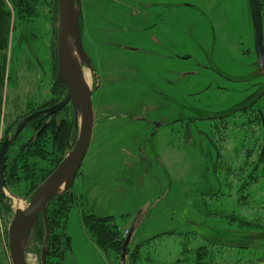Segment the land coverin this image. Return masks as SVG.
I'll use <instances>...</instances> for the list:
<instances>
[{
  "label": "rangeland",
  "instance_id": "rangeland-1",
  "mask_svg": "<svg viewBox=\"0 0 264 264\" xmlns=\"http://www.w3.org/2000/svg\"><path fill=\"white\" fill-rule=\"evenodd\" d=\"M50 2L39 1L37 14L22 19L6 0L12 25L2 51L7 75L0 142L18 117L15 129L57 95L58 20L54 22ZM81 2L82 39L94 72L86 64L82 68L95 88V121L81 173L71 188L77 197L60 264H132L130 254L122 260L121 254L106 253L91 241L82 221L89 206L113 215L119 228L127 221L123 239L141 224L147 236L143 241H149L141 246L137 264H195L193 248L209 240L217 250L212 264L258 262L264 256V166H259L260 180L249 188L248 210L238 205L242 192L236 188L232 196L222 195L227 186L215 170L218 158L211 138L223 144L228 156L232 147L241 146L242 133L248 138L250 133L230 124L226 141H219L222 120L210 118L254 98L264 85L251 0ZM154 21L160 22L157 28L142 29ZM32 108L37 109L28 113ZM14 131L7 137L13 138ZM261 143L257 141L252 160L258 158ZM6 191L10 211L0 207V264H13L9 227L16 209L26 207L30 198ZM224 210L244 215L250 224H228L217 213ZM182 241L188 248L184 257ZM131 243L129 252L136 247ZM26 256L30 264H42L36 253ZM186 257L187 262L177 261Z\"/></svg>",
  "mask_w": 264,
  "mask_h": 264
},
{
  "label": "trees",
  "instance_id": "trees-1",
  "mask_svg": "<svg viewBox=\"0 0 264 264\" xmlns=\"http://www.w3.org/2000/svg\"><path fill=\"white\" fill-rule=\"evenodd\" d=\"M9 1H11L16 8L18 16L24 19L28 14L31 16L37 14L38 2L42 0ZM58 1L59 0H51L50 2L53 4V19L55 23L58 20ZM256 2L262 13L264 28V0H256ZM11 17L12 13L6 4V0H0V117L3 104V90L7 75V59L6 55L4 53L2 54V51L7 46L11 31ZM80 27L83 36L82 18L80 19ZM54 59L55 65H57L56 53L54 54ZM55 89L57 95L52 97V99L45 100L37 107L38 109L60 100V96L62 97L61 94H64L65 90L57 81L55 82ZM263 98L264 85H262L259 94L254 98H248L242 105L234 108L231 112L210 116V118L222 120L220 122L222 127L219 129V141H226V138L229 136L228 127L230 124L235 127H241V130H248L250 133L249 138L246 137V133H242L241 146L232 147V149L229 150L228 156H224L221 150L223 144L219 145L215 143L216 141L210 137L212 146L216 150V159L218 158L215 161V170L218 175L220 173L221 178H223V184L227 186L224 188V191L228 192L224 193L223 191L222 195L232 196L235 188L241 191L242 194L238 197L237 202L241 208H245L246 210H248V206L246 205L250 203V198L252 197L249 188L254 183H257L263 175L261 168H259L260 164L264 166ZM35 109L32 108L28 113L34 112ZM20 117L7 127L5 137L0 142V149L4 139L11 131L16 130L15 128ZM47 118L46 115H42L31 120L18 136L12 140L6 153V187L28 200L39 185L52 173L66 154L74 147L77 140L78 129L74 123V114L71 105H67L62 111L53 114L51 122L46 127H43V123H45ZM229 118L235 121L230 123ZM14 133L12 135H14ZM261 136H263L262 139H260ZM260 140L262 143L259 145L258 158L252 160L251 158L254 157V150H256V143ZM219 168H222L223 172H221ZM80 170L78 174L81 173ZM212 195L213 194H210V196ZM7 200L8 199L3 198L0 194L1 209L9 212L10 207ZM75 200L76 196L74 195L73 189H69L59 197L54 196L47 206L46 217L50 229L47 264H60L63 260V246L67 244L66 239L68 237L66 232L68 217ZM217 213H220L227 219L228 224H234V222H237L238 225L250 224V222L245 219L244 215H240L234 211L224 210L218 211ZM82 221L89 235L104 252L112 253L116 257L120 256L125 239L122 238L121 230L114 222L113 216L99 215L95 212L84 210L82 211ZM45 234L46 225L43 215L40 214L31 229L26 254L34 252L41 256ZM148 241L149 240L142 241L137 244L131 252L128 250L127 254L131 255L132 264H137V260L141 254L139 253L141 246ZM214 243L215 241L209 240L208 244H201L197 248H193L197 255V258L194 257L193 259L196 262L195 264H212V256L217 252L216 249L212 248ZM183 244L185 246L184 257L186 256L188 248L184 242ZM177 261L187 262L188 258H178ZM248 264H264V256L261 257L258 262Z\"/></svg>",
  "mask_w": 264,
  "mask_h": 264
},
{
  "label": "water",
  "instance_id": "water-1",
  "mask_svg": "<svg viewBox=\"0 0 264 264\" xmlns=\"http://www.w3.org/2000/svg\"><path fill=\"white\" fill-rule=\"evenodd\" d=\"M254 25L256 26V53L257 63L264 70V28L261 10L256 0H251ZM82 14L81 0H59V23L57 34L58 70L57 81L67 87L65 97L54 105L36 111L27 116L17 127L13 138L25 128L33 119L42 115L50 116L59 112L68 103H71L74 120L78 128L77 140L74 147L66 154L52 173L39 185L31 196L26 207L16 209L9 227V252L13 264H30L26 256L27 243L30 232L40 214L43 215L46 234L41 252L42 264H47V247L50 238V229L47 222V206L54 196H61L74 186L77 174L89 150L95 121L93 93L83 71L86 64L91 71V58L85 51L80 27ZM72 47H75L81 62L72 57ZM13 138H5L0 149V194L3 198L9 194L6 191V153ZM133 228L126 237L122 251V260L126 259L128 246L131 241Z\"/></svg>",
  "mask_w": 264,
  "mask_h": 264
},
{
  "label": "crops",
  "instance_id": "crops-1",
  "mask_svg": "<svg viewBox=\"0 0 264 264\" xmlns=\"http://www.w3.org/2000/svg\"><path fill=\"white\" fill-rule=\"evenodd\" d=\"M163 5H165V4H161L160 6L162 7ZM157 23H160V22H159V21H154V22L152 23V27H147V28H142V29H144V30L151 29V28L153 29L154 26L157 28V25H158ZM83 171H84V170H83ZM83 175H84V174H83ZM76 197H77V196H76ZM78 198H82V194H81L80 197H78ZM89 210L92 211V212H95V213L99 214L96 210H94V209L91 208L90 206H89ZM99 215H109V214L101 213V214H99ZM111 216H113V215H111ZM113 217H114V216H113ZM116 224L118 225V223H116ZM122 224H124V226H123L124 228H121V227H120V230H123V229H126L127 227H129V223H128L127 221H124ZM122 224H121V225H122ZM87 233H88V232H87ZM88 235H89V233H88ZM89 237H90V235H89ZM145 237H147V236L144 235V230H143L141 224L138 223V224L135 225L134 228H133V232H132V236H131V241H132L131 244H134V246H135V245L141 243ZM90 239H91V241H93L91 237H90ZM90 239H89V240H90ZM93 242H94V241H93Z\"/></svg>",
  "mask_w": 264,
  "mask_h": 264
},
{
  "label": "flooded vegetation",
  "instance_id": "flooded-vegetation-1",
  "mask_svg": "<svg viewBox=\"0 0 264 264\" xmlns=\"http://www.w3.org/2000/svg\"><path fill=\"white\" fill-rule=\"evenodd\" d=\"M83 44H84V43H83ZM58 83H59V82H58ZM60 85H61V84H60ZM61 87L64 88V90H65L66 93H67V87L64 86V85H61ZM94 92H95V91H94ZM66 93H65V95H66ZM93 94H94V93H93ZM64 97H65V96H64ZM64 97H63V98H64ZM63 98H62V99H63ZM62 99H61V100H62ZM57 102H59V101H57ZM57 102H55V103H57ZM55 103H53V104H51V105H48V106H46V107H42L41 109L48 108V107L54 105ZM67 105H71V103H68ZM67 105H66V106H67ZM66 106H65V107H66ZM71 106H72V105H71ZM65 107H64V108H65ZM64 108H62L61 110H63ZM61 110H60V111H61ZM57 113H58V112H57ZM73 113H74V112H73ZM55 114H56V113H55ZM52 115H53V114H52ZM52 115L47 116L48 118L46 119L45 123H43V127H46V126L51 122V120H52V119H51Z\"/></svg>",
  "mask_w": 264,
  "mask_h": 264
},
{
  "label": "bare ground",
  "instance_id": "bare-ground-1",
  "mask_svg": "<svg viewBox=\"0 0 264 264\" xmlns=\"http://www.w3.org/2000/svg\"><path fill=\"white\" fill-rule=\"evenodd\" d=\"M58 23H59V15H58ZM59 26V25H58ZM84 45V44H83ZM71 48H72V57L74 58V60L75 61H77L78 63H80L81 62V60H80V57H79V55H78V52H77V50H76V48L75 47H72L71 46ZM85 48V47H84ZM86 51V50H85ZM87 53V52H86ZM65 107V106H64ZM63 107V108H64ZM130 230H131V228H130ZM126 239V238H125Z\"/></svg>",
  "mask_w": 264,
  "mask_h": 264
},
{
  "label": "built area",
  "instance_id": "built-area-1",
  "mask_svg": "<svg viewBox=\"0 0 264 264\" xmlns=\"http://www.w3.org/2000/svg\"><path fill=\"white\" fill-rule=\"evenodd\" d=\"M127 234H128V231L125 232L124 236H127Z\"/></svg>",
  "mask_w": 264,
  "mask_h": 264
}]
</instances>
